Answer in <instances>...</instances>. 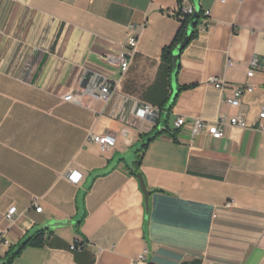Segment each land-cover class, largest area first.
I'll list each match as a JSON object with an SVG mask.
<instances>
[{"label":"crops","instance_id":"1","mask_svg":"<svg viewBox=\"0 0 264 264\" xmlns=\"http://www.w3.org/2000/svg\"><path fill=\"white\" fill-rule=\"evenodd\" d=\"M180 4L0 0V239L10 241L0 264H264V67L247 75L255 56L264 64V0H199L198 35L173 80L162 51L180 28ZM134 36L122 74L109 57ZM239 84L255 90L233 107L224 98ZM145 103L161 110L160 123L136 114ZM236 115L247 127L227 125L218 139L192 133L195 119ZM91 134L116 145L103 149ZM71 169L83 173L78 184ZM55 222L64 224L48 227ZM40 229L45 243L10 261Z\"/></svg>","mask_w":264,"mask_h":264},{"label":"built area","instance_id":"2","mask_svg":"<svg viewBox=\"0 0 264 264\" xmlns=\"http://www.w3.org/2000/svg\"><path fill=\"white\" fill-rule=\"evenodd\" d=\"M225 2L226 0H221ZM180 11L184 14L193 15L196 12L195 4L192 0H180ZM205 16H209V11L204 12ZM137 44H138V38L137 36L132 37L127 45V50L121 52V54L118 56L117 59L109 57V61L115 62L118 61L120 70L122 74H125L132 63V60L134 58V55L137 50ZM264 67V64L261 62L260 58L258 56H255L252 60L251 67L248 70V76L253 77L255 75V71L257 69H262ZM210 82L215 85L220 90H224L226 86V81L224 78H217L212 77L210 79ZM255 90V86L252 85H245V84H239L235 86L233 89V94L225 97L224 101L227 102L229 105L233 107H238L241 105L242 98L246 92H253ZM100 92L102 95V98L105 100H109L112 95V83L110 81H106L103 84L100 85ZM66 100H75L74 94H66L65 96ZM161 113V110L159 108H156L150 104H143L141 107H139L136 111V114L145 117V116H157L159 117ZM260 118H264V104L261 106V110L259 113ZM185 123V120L183 117H178L174 121V128L180 129L183 127ZM227 125H233V126H239V127H247V121L246 118L242 115H236L234 117H227V116H220L217 118L214 122H209L203 119H195L193 126H192V133L197 134L199 132H208L212 137L214 138H222L225 136L226 127ZM90 138L100 144V146L103 149H110L116 145L117 139L112 134H91ZM67 178L68 180L73 184H78L81 182L83 178V173L78 169H71L67 172ZM230 205V204H229ZM37 211H42L41 206H37ZM17 214V207L12 206L8 209V211L5 214L6 219L9 222H13L15 220ZM0 244L4 245H10V241L7 239H0ZM84 244H81L80 246L73 245L72 249H75L76 247H82Z\"/></svg>","mask_w":264,"mask_h":264},{"label":"trees","instance_id":"3","mask_svg":"<svg viewBox=\"0 0 264 264\" xmlns=\"http://www.w3.org/2000/svg\"><path fill=\"white\" fill-rule=\"evenodd\" d=\"M203 16V12L200 11L198 14V20L196 22V25L194 27V29L190 32L189 31V24L191 21V15L189 14H184L180 11L177 14V18L180 21L181 25L180 28L173 40V42L169 45L163 48L162 51V62L165 66H169L171 75L172 72L174 71V67H175V51L177 49V47L185 40V38L187 36H189V42L187 45H189V43L195 39L198 35V26L201 22V17ZM187 45L180 51V55L181 53L184 51V49L187 47ZM189 86H183L180 88V90L186 89ZM169 114H167L168 116ZM160 119H161V113H160V117L157 120V122L160 123ZM167 117L165 122H167ZM174 137H176V135L174 134ZM152 139V138H151ZM146 144L142 147V149L146 148ZM140 163V160L139 162ZM138 172V171H137ZM46 237H47V230L45 229H40L38 231L33 232L31 235L27 236L25 238V240L20 244L18 250L13 254V256L10 258V261L18 254L21 253V251L26 248L27 246H40L43 245L46 241Z\"/></svg>","mask_w":264,"mask_h":264},{"label":"water","instance_id":"4","mask_svg":"<svg viewBox=\"0 0 264 264\" xmlns=\"http://www.w3.org/2000/svg\"><path fill=\"white\" fill-rule=\"evenodd\" d=\"M194 4H195V7H196V12L192 15L191 17V21H190V24H189V31L191 32L195 25H196V22L198 20V14L200 12V8H199V0H193ZM189 42V36H187L185 38V40L177 47L176 51H175V67H174V71H173V80L176 79V73H177V57L180 56V51L188 44ZM177 93V90L175 91L174 94ZM137 178L140 182V185H141V188H142V191L144 192V195H145V204H146V210H147V214L149 212V196H150V190H148L146 184H145V180H144V177L142 175L141 172H139L137 174ZM64 222H55V223H52L50 224L48 227H56V226H59V225H63Z\"/></svg>","mask_w":264,"mask_h":264}]
</instances>
